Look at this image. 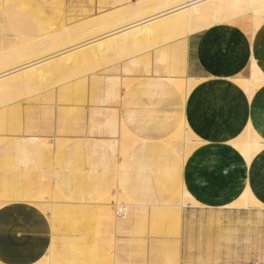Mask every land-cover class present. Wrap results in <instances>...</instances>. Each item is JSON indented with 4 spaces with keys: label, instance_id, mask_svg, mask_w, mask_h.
Here are the masks:
<instances>
[{
    "label": "crops",
    "instance_id": "crops-1",
    "mask_svg": "<svg viewBox=\"0 0 264 264\" xmlns=\"http://www.w3.org/2000/svg\"><path fill=\"white\" fill-rule=\"evenodd\" d=\"M65 1L8 0L10 4H5L6 7L0 0V22L8 23V26L25 33H34L44 27H54L61 21L66 6ZM42 4L44 5L41 6ZM251 20L252 18L247 16L236 22L215 24L162 46L157 54H151L152 59L147 64L142 63L143 71L148 72L154 67L159 70L158 72L163 73L161 70H165V64L153 58L164 53L165 59L174 52H179L183 74L188 80L196 78L197 84L188 95L184 93V96L182 95L184 98L181 108L182 126L180 125L175 134L149 141L147 149L144 150L145 147H136V142L143 143L144 138H137L129 130L128 124L123 122L135 142L131 144L133 145L131 155L126 156L123 153L122 163L118 162L117 153L105 141L90 144L91 147H99L102 154L100 164L103 167L110 164L115 166L121 185L127 183L125 176L128 174V167L132 166L137 172L148 170L149 174L155 173L154 177L149 175L154 182L148 187L151 190L148 199L167 203L176 195V190L179 192L185 187L205 207H225L226 204H231L240 198L241 191L247 186L245 182L247 180L254 198L264 204V145L255 153L256 156L252 157L250 163L237 148V142L240 144L244 140L242 134L245 135L248 131L246 134L248 135L251 128L253 129L251 132L258 134L259 140L264 143V84L257 86L249 94L234 80L250 79L255 61L261 65V71L264 73V22L260 28L252 31L249 30ZM144 56H141V59ZM131 61L125 59V67L130 66ZM164 74L149 75L148 73L144 77L150 79L152 85L159 87L157 91L159 93H167L168 85H173L180 93V89L165 78ZM117 88L120 89L123 97L125 91L122 92L120 85ZM120 100L119 104L122 105V98ZM122 110H124L122 107L117 109L120 124ZM128 119L135 120L136 117L132 114ZM156 126L158 131L167 128L160 124ZM186 128H189L191 135H189L188 157L184 159L178 152L181 145H173L168 140L176 138V135H180ZM33 129L47 132L51 130V121H45ZM180 130L182 131L179 132ZM193 132L200 139L195 148L196 136ZM14 138L16 139L12 144L21 152H32L35 148L42 151L43 146L47 147L31 135H18ZM242 138L243 140L239 141ZM128 149L130 147L125 152ZM3 167L5 164L1 163V171ZM140 176L141 181L144 180L145 183L149 179L147 173ZM34 192L35 190L28 186L12 187L11 193L5 192L0 187L3 200L0 206V264H40L42 259L43 264L48 260H54V264H86L89 258L87 260L85 256V247L81 240L85 235L80 233L74 235L65 230L71 228L70 226L77 227L76 223L81 224L82 219L86 222L85 225L89 221L96 223L97 232L105 241L104 246H101L104 251L93 253L91 258L109 252L113 240L116 244L118 238L116 224L100 206L102 199L105 200L110 194L106 190V185L94 186L89 196H84L79 201L69 200L66 194L56 190L57 197H64L67 200L54 199L51 205H46L44 202L48 191L39 196ZM125 194L135 203L149 206V200L143 193L133 195L125 192ZM93 199L99 201L94 203ZM40 200L42 202H38ZM48 206L61 209L52 216L45 210ZM56 233L64 234V237H59Z\"/></svg>",
    "mask_w": 264,
    "mask_h": 264
},
{
    "label": "rangeland",
    "instance_id": "rangeland-1",
    "mask_svg": "<svg viewBox=\"0 0 264 264\" xmlns=\"http://www.w3.org/2000/svg\"><path fill=\"white\" fill-rule=\"evenodd\" d=\"M91 1L96 6L115 0H67L68 4L74 5L72 8L77 13L73 22L84 17L94 19L93 17L101 15L97 12L90 16L82 14L91 9ZM108 8L111 9L112 6ZM7 38L11 40L9 43L11 44L13 37L8 36ZM178 39L169 40L170 42H164L165 44L161 43L162 45L150 48L149 51L139 53L131 50L129 56L131 54L132 56H127V59L132 60L129 63L130 66L125 67L124 60L120 65L111 63L105 65L106 67L103 66L88 72L80 80L85 83L86 91L84 88L79 90L75 88L72 92L74 94L71 95L73 100L63 101V104H59L62 96L54 90L52 95L42 96V99L46 100L42 103L24 102L20 104L13 100L12 104L4 105L10 116L11 127L4 131L9 135V140L0 144V165L1 163L5 164L3 171L0 170L1 189L11 193L12 187L28 186L35 190L34 194L36 193L37 196L48 191L49 198L47 194L44 197L46 205H51L54 199L57 201L67 199L55 197L54 191L56 190L66 194L69 200L79 201L84 196L88 197L90 190L97 185H106V190L110 194L113 193L112 196H116L115 193L119 190L133 195L143 193L148 199L149 191H151L148 187L154 182L149 175L154 177V172L152 174H149L148 170L143 172L138 170L137 172L130 166L128 174L126 173V176L123 174L127 178V183L121 185L120 176L115 166L110 164L103 167L100 164L102 154L99 147H91L90 144L110 138L107 118L111 122L110 128L114 127L112 123L119 124L117 118L119 107L124 109L120 113L121 123H127L129 130L137 138L145 140L143 143L137 141L136 147H145L144 150H146L149 141L177 132L182 120L183 96L173 85H168L167 93L157 92L159 87L152 85L150 79L144 75L165 73L164 75L181 76L180 78H183L187 85L188 80L180 68L179 52H174L170 57L162 59L161 63L166 66L165 70H161L163 73L158 72L159 70L154 67L148 72L147 70L143 71L141 66L142 63L147 64L152 59V53L157 54L162 46ZM141 56L144 57L141 59ZM153 59L159 60V57L155 56ZM168 67L174 69H167ZM105 73L119 76L118 79L115 76L112 77L111 81L116 82V88L118 85L122 87V92L125 91L123 97L113 98L112 102L107 99L105 102L102 101L99 88L103 85L101 74ZM127 82H130L128 88L125 87ZM94 85L97 86L96 89L92 88ZM82 90L84 93H79ZM118 90L120 89L118 88ZM9 96L15 99L20 97L16 98V94ZM121 98L122 105L119 104ZM52 103L54 105L51 106ZM59 108H64V113L59 112ZM100 111L105 113L102 119L98 114ZM132 114L135 115V120L128 119ZM45 121L53 122L51 131H35L33 129ZM159 124L165 125L167 128H161L158 131L156 125ZM35 132L47 138L52 143V148L43 146L42 151L35 148V150H31L32 152H21L12 144L16 135H32ZM119 135H122L121 132L118 133ZM118 138L120 139L121 136ZM183 138L184 136L180 139L176 137L179 146L184 143ZM58 141L63 145L58 147L56 145ZM63 141L66 143L64 144ZM199 142L200 139L196 136L194 148ZM132 146L130 144V149L124 152L126 156L131 155ZM119 147L116 159L122 163L124 160V154L121 153L123 146ZM145 173L149 177L146 183L144 180L141 181L140 176ZM176 191L177 194L178 190ZM110 200L115 202V199L112 200V198L102 201L109 202ZM148 200L150 208L146 209V216L140 220L142 228L135 231L127 230L122 234H119L117 230L116 244L113 240L110 251L102 253V255L99 254L91 258L93 253L99 250L100 252L104 251L101 246H104L103 242L105 241L97 232L96 223L89 221L85 225L86 222H83L82 219L81 224L76 223L77 227L70 226L73 230L65 229L70 234L85 235L81 240L85 247V256L87 260L89 258L86 264H264V207L237 210L232 207H202L187 204L180 209V212H174L176 215L167 213L159 218L157 211L161 206L156 210L152 206L161 205L165 201ZM92 201L96 203L99 200L93 199ZM172 215L175 220L171 218ZM118 221L124 220L119 218ZM56 234L59 237H64V234ZM58 242L60 241L58 240ZM152 244L155 246L152 247ZM156 257H158L157 260H155ZM42 260L40 264H43ZM152 260L155 261L152 262Z\"/></svg>",
    "mask_w": 264,
    "mask_h": 264
},
{
    "label": "bare ground",
    "instance_id": "bare-ground-1",
    "mask_svg": "<svg viewBox=\"0 0 264 264\" xmlns=\"http://www.w3.org/2000/svg\"><path fill=\"white\" fill-rule=\"evenodd\" d=\"M2 3L3 6H6L5 4L9 2L8 0H2ZM31 3L33 4V2ZM65 3L66 6H64L63 16L57 26L44 28L42 26V30H36L34 33H25L8 26V23L0 22V144L9 139V135L4 133V131L11 127L9 124L11 120L4 105L12 104L13 100L20 104L24 102H29L30 104L42 103V101H46L42 99V96L52 95L55 90V92L57 91L62 96L59 104H63V101L73 100V96L71 95L74 94L72 92L75 88H78V90L84 88V91H86L85 89L87 87H84L85 83L80 81L85 74L111 63L121 64L127 59L131 50L140 53L150 48H155L161 43L165 44L164 42L169 40L173 41V39L197 33L215 24L236 22L247 16L252 18L249 30H257L264 22V0H115L96 6L91 1V9L84 11L82 14L90 16L94 12H97L101 15L96 18L93 17L94 19L84 17L77 22H73V18L77 14L76 10L72 8L74 5L68 4L67 0ZM111 6L112 8L108 10V7ZM48 22L47 24H49ZM8 36L10 38L13 37L11 44H9L11 40L7 38ZM164 55V53L160 54L159 61L164 59ZM101 77L103 85L99 89L102 101L105 102V99H107L112 102L113 98L120 97L121 92L116 88V82L111 81L114 74L105 73L101 74ZM164 77L172 81L180 89L182 92H180L181 95L183 93L188 95L194 85L197 84L196 78L187 79L188 83L186 85L183 78H180L181 76L165 75ZM234 80L250 94L257 86L264 84V73L261 71V65L257 61L253 63L250 79ZM129 85L130 82L125 83L126 88ZM92 88L96 89L97 86L94 85ZM84 91H79V93H84ZM10 94H16V98L18 96L20 97L15 99L14 97H10ZM24 94L27 95L25 96ZM24 96L32 97L25 98ZM50 109L52 110V108ZM59 112L64 113V108H59ZM98 114L101 119L105 116V113L102 111L98 112ZM107 122L109 123L107 126L110 129L109 133L111 136L110 138H104L103 141L109 144L116 153L120 149L119 146L122 145L123 149L121 153L123 154L135 140L122 123H117L116 125L114 121L115 123H112L114 127L110 128L111 122L109 118H107ZM251 130L253 129L251 128ZM251 130L248 135H246L248 132L246 130V136L242 134L244 140L243 138L240 139L239 141L243 140L240 144L237 142L238 150H241V153L245 156L248 163H250L255 153L260 151L264 145L261 142L262 140H259L260 136L258 137V134L252 133L254 131L251 132ZM120 132L122 135L118 136ZM177 135L176 137L179 139L184 136V143L178 149V152L186 159L188 156L189 135H191V131L189 128H186L180 135ZM120 136L121 138L119 139L118 137ZM31 137L42 141L48 148H52V143L39 133L35 132ZM168 141L173 145H177L176 138ZM56 145L60 147L63 143L58 141ZM245 182L247 186L241 191L240 198L231 204H226L225 207H232L237 210H250L255 207H264L263 203L261 204L260 201L254 198L248 181L246 180ZM48 194L50 195V193ZM115 194L116 196H112V193L107 197L108 200L110 198L112 200L115 199V202H111V200L109 202L102 201L100 206L112 217L118 233L122 234L127 230H140L142 228L140 226V220L146 216V209L150 207L135 203L124 192L122 193L119 190ZM54 196H58L56 191H54ZM2 202L3 200L0 194V206ZM38 202H42V200ZM187 204L204 206V204L199 203L183 187L170 201L163 205L152 206V208L154 207L153 209L156 210V208L161 206L157 211V215L159 218H162L167 213L173 214L174 212H180V209ZM60 209L54 206L45 208L46 212L52 216H55ZM174 215L176 214L174 213ZM174 215L171 218L174 219ZM119 218L124 221H118ZM168 219L170 218L168 217ZM153 246L155 245L152 244ZM155 260H152V262ZM54 263V260H48L45 264Z\"/></svg>",
    "mask_w": 264,
    "mask_h": 264
}]
</instances>
